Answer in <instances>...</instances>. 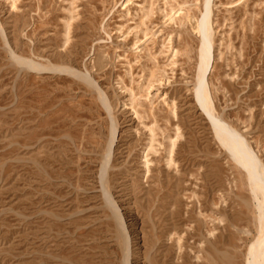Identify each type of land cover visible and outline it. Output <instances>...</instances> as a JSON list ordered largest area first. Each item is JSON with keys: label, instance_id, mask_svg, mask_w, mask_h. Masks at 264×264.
I'll return each instance as SVG.
<instances>
[{"label": "rangeland", "instance_id": "rangeland-1", "mask_svg": "<svg viewBox=\"0 0 264 264\" xmlns=\"http://www.w3.org/2000/svg\"><path fill=\"white\" fill-rule=\"evenodd\" d=\"M203 1L0 0V264H243L257 212L194 98ZM208 3L213 113L264 167V0Z\"/></svg>", "mask_w": 264, "mask_h": 264}, {"label": "bare ground", "instance_id": "bare-ground-1", "mask_svg": "<svg viewBox=\"0 0 264 264\" xmlns=\"http://www.w3.org/2000/svg\"><path fill=\"white\" fill-rule=\"evenodd\" d=\"M209 1L210 0L203 1V3L205 4L203 8V12L195 25V28H197L199 32L200 45L198 50L197 72H196L195 82L193 84L194 98L199 103L200 108L202 109L207 119L209 120L216 139L226 150L227 154H229V156L233 159V161H235L237 165L243 170L248 183V187H249L248 189L251 198L254 202V208L257 212L255 233L251 235V239L249 241L251 243L246 247L245 252L242 254V263L264 264V167L261 161L259 160V158L252 151L250 144L245 139H243L234 129L228 128L219 117L214 115L211 105V100L209 98V93L207 89L206 73L209 72L211 68L210 31L212 30L211 24L209 23L210 21L208 22V17H207L209 16L208 15ZM16 59H20L19 62H23L25 66L34 68L37 71L51 68L53 70L67 71L73 74L75 73L72 68L64 69L63 67L53 66L50 64L48 66H45L42 62H36L31 59H23L17 57ZM80 76L86 82L90 83L89 81L90 78L88 77V75L81 74ZM99 98L101 103H103L108 110L107 98L102 93H99ZM113 131L114 130L112 127V132ZM113 134L114 133H111L110 135L109 143H111ZM109 146L111 147V145L110 144L108 145V149L110 148ZM108 151L110 153V150ZM109 153L107 155H109ZM107 155L105 154L106 156L105 159L109 157ZM101 165H102V169L108 166L106 165L105 161ZM101 174L103 175V173ZM103 190L105 194L104 196L106 199V204L110 208L113 218L117 221L118 228L121 233V238L123 241L125 257L127 258L129 254L128 241L126 236L123 235L124 228L121 225V223L118 221L119 214L115 210L113 202L107 196L108 194L105 190V186L103 187ZM249 231L244 230L243 232L248 233ZM123 264H128L127 259L123 261Z\"/></svg>", "mask_w": 264, "mask_h": 264}]
</instances>
